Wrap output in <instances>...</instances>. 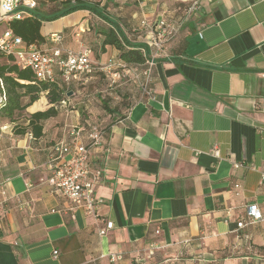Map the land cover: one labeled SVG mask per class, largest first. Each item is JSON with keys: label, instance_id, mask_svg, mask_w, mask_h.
<instances>
[{"label": "crops", "instance_id": "crops-1", "mask_svg": "<svg viewBox=\"0 0 264 264\" xmlns=\"http://www.w3.org/2000/svg\"><path fill=\"white\" fill-rule=\"evenodd\" d=\"M62 1L36 0L33 10L48 16ZM96 2L117 33L143 44L142 20L182 16V0L172 7L168 0ZM110 27L77 9L42 22L40 48L51 47L50 34L59 33L63 48L120 63L119 50L104 42ZM141 51L146 59L153 54L147 45ZM146 67L124 65L115 80L103 71L58 80L60 100L50 102L42 90L13 121L0 123L7 126L0 183L19 199L0 204V264H264V0H200L155 56L147 81ZM49 107L54 114L34 136L29 116ZM97 120L105 122L90 153L102 176L97 214L113 222L104 236L102 222L45 181L53 144L77 128L88 142ZM250 204L261 220L249 221Z\"/></svg>", "mask_w": 264, "mask_h": 264}, {"label": "built area", "instance_id": "built-area-1", "mask_svg": "<svg viewBox=\"0 0 264 264\" xmlns=\"http://www.w3.org/2000/svg\"><path fill=\"white\" fill-rule=\"evenodd\" d=\"M182 2L185 8L182 16L177 19L161 17L151 23L141 21V27L145 31V44L153 49L151 57L145 60L147 66L143 71L145 81L150 76L157 53L178 34L185 21L200 7V0H182ZM35 7L36 0H0V22L6 25V28L0 32V53L3 56L12 57L13 62L21 69L32 70L37 80L50 83L57 79L68 83L72 79L89 76L97 71L105 72L112 80L121 76L119 68L124 67L123 63H116L112 59L106 63H99L93 60L89 50L63 48L62 36L59 33L50 34L53 45L48 49H42L36 43H26L21 37L13 34L7 27V22L22 19ZM55 67L58 68L59 75L55 73ZM6 103L5 84L0 77V111ZM6 128V125H0V134ZM103 134V130L93 126L86 132L88 142H83L81 140L83 133L77 128L70 132L72 136L70 139H63L53 144L46 164L49 174L45 180L51 190L68 200L72 207L81 208L86 215H91L102 222L103 226L98 229V234L101 236L112 229L113 222L97 214V207L103 203V198L96 194V186L102 176L99 168L91 167L90 153L101 144ZM261 181H264V172L261 173ZM31 187V183L26 184V190ZM11 198L14 197L9 195L5 182L0 183V204ZM14 199L16 202L19 201L16 197ZM246 215L250 222L262 219L256 204L248 205ZM236 225L243 227L245 223L240 220ZM56 254L57 250H53V255ZM119 258V253H109L110 260Z\"/></svg>", "mask_w": 264, "mask_h": 264}, {"label": "trees", "instance_id": "trees-1", "mask_svg": "<svg viewBox=\"0 0 264 264\" xmlns=\"http://www.w3.org/2000/svg\"><path fill=\"white\" fill-rule=\"evenodd\" d=\"M62 9L48 16H43L35 10H30V14L19 20H10L7 27L13 34L22 38L26 43H36L40 47V43L44 41L40 33V27L43 21L54 20L60 16L68 14L77 9H87L98 17L102 18L115 28H108L105 33L104 42L115 46L119 50L118 61L125 66H139L145 64V55L141 48L146 45L141 42H132L124 39V35L117 33L115 21L107 15L105 5L100 6L99 3L90 0H63ZM185 4L181 2L182 14ZM3 55L0 53V57ZM7 63H0V77L5 84L7 94V103L0 111V123L13 121L14 116L25 109L32 102L37 100L42 90L48 89L47 98L50 102L60 100L61 92L55 85V82L39 81L36 79L32 70L19 68L12 57H6ZM63 82V81H62ZM64 83V82H63ZM24 98H27L24 101ZM105 108L110 110L106 105ZM54 114L53 107H49L43 111H36L29 116L28 126L34 136L41 135V121ZM19 132H24L21 130Z\"/></svg>", "mask_w": 264, "mask_h": 264}, {"label": "rangeland", "instance_id": "rangeland-1", "mask_svg": "<svg viewBox=\"0 0 264 264\" xmlns=\"http://www.w3.org/2000/svg\"><path fill=\"white\" fill-rule=\"evenodd\" d=\"M91 1H97V0H91ZM178 0H168V3H166V5L167 6H169V7H172L173 5H175L176 3H178L177 2ZM41 6V5H40ZM59 7L61 6V5H58ZM47 7V6H46ZM51 7L52 8H55V6L53 5V4H51ZM47 8H49V7H47ZM6 28V25H5V23L4 22H0V32L1 31H3L4 29ZM106 54H108V53H106ZM106 54H105V56H106ZM4 60V59H3ZM107 81V83H108V80H106ZM107 83H106V85H107ZM101 94H105V92H103V93H101ZM100 118V117H99ZM101 119H103V117H101ZM96 123L97 124H99V125H97L96 127L97 128H99V129H101V130H103L102 129V127L104 126V124H105V122H103L102 124L101 123H99V121L97 120L96 121ZM96 125V124H95ZM104 131V130H103Z\"/></svg>", "mask_w": 264, "mask_h": 264}, {"label": "water", "instance_id": "water-1", "mask_svg": "<svg viewBox=\"0 0 264 264\" xmlns=\"http://www.w3.org/2000/svg\"><path fill=\"white\" fill-rule=\"evenodd\" d=\"M1 16V15H0Z\"/></svg>", "mask_w": 264, "mask_h": 264}]
</instances>
